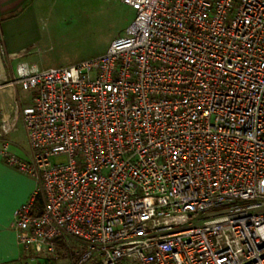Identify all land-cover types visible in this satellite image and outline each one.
I'll return each instance as SVG.
<instances>
[{
	"label": "built area",
	"instance_id": "obj_1",
	"mask_svg": "<svg viewBox=\"0 0 264 264\" xmlns=\"http://www.w3.org/2000/svg\"><path fill=\"white\" fill-rule=\"evenodd\" d=\"M123 2L105 53L0 66L3 135V86L35 92L20 264H264V0Z\"/></svg>",
	"mask_w": 264,
	"mask_h": 264
},
{
	"label": "rangeland",
	"instance_id": "obj_2",
	"mask_svg": "<svg viewBox=\"0 0 264 264\" xmlns=\"http://www.w3.org/2000/svg\"><path fill=\"white\" fill-rule=\"evenodd\" d=\"M38 6L43 35L23 56L41 68L68 66L105 53L114 39L126 33L136 15L123 0H40ZM0 56L9 62L14 60L12 56ZM10 71L14 72V68ZM19 89L23 101L35 95L34 91ZM15 127V132L6 135L0 131V145L10 143L12 154L29 160L23 121L18 125L15 122ZM64 161V156L53 158V162Z\"/></svg>",
	"mask_w": 264,
	"mask_h": 264
},
{
	"label": "crops",
	"instance_id": "obj_3",
	"mask_svg": "<svg viewBox=\"0 0 264 264\" xmlns=\"http://www.w3.org/2000/svg\"><path fill=\"white\" fill-rule=\"evenodd\" d=\"M39 2L40 0H0V46L13 55L12 59H14L9 62L8 59L0 56V66L3 67L2 74L5 78L10 76L11 68L16 70L21 62H28L23 55L29 53L43 35L44 26L41 22ZM19 54L21 56H15ZM19 87L21 86L5 85L1 89L3 117L11 119L16 117L17 125L19 121H23L22 108L30 106L35 97L32 95L27 101H23ZM1 121L0 117V124ZM16 129L15 127L11 133ZM25 138L27 141L26 134ZM1 149L2 145H0V264H20L23 250L12 224L20 206L36 190L37 181L31 175L10 166L2 158Z\"/></svg>",
	"mask_w": 264,
	"mask_h": 264
}]
</instances>
